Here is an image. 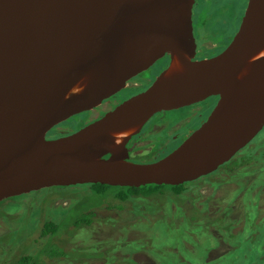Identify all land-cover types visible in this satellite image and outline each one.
Listing matches in <instances>:
<instances>
[{
	"label": "water",
	"instance_id": "1",
	"mask_svg": "<svg viewBox=\"0 0 264 264\" xmlns=\"http://www.w3.org/2000/svg\"><path fill=\"white\" fill-rule=\"evenodd\" d=\"M195 0H0V201L50 186L179 185L215 171L264 127V0H247L217 54L196 59ZM143 91L56 138L166 57ZM209 97L206 119L170 153L129 162L155 114Z\"/></svg>",
	"mask_w": 264,
	"mask_h": 264
},
{
	"label": "trees",
	"instance_id": "2",
	"mask_svg": "<svg viewBox=\"0 0 264 264\" xmlns=\"http://www.w3.org/2000/svg\"><path fill=\"white\" fill-rule=\"evenodd\" d=\"M207 19L210 18L204 17L201 26L208 22ZM223 21V18L219 20ZM200 31L202 38L217 41L203 27ZM160 65L166 67L165 60ZM142 128L132 136L141 133ZM263 131L264 128L250 141L253 146H247L215 171L179 185H58L2 199L0 225H4L7 230L0 235V264H74L82 260L84 264H89L88 258L98 257L107 259L108 262L104 264H138L131 258L116 260L112 255L106 256L109 250L114 251L123 243L119 239L115 245L100 250L102 247H97L98 242L92 237L94 233L90 232L95 229L96 222L117 225V229L120 226L126 232L125 237H132L135 229L145 233L144 237L138 238L135 248L127 243L125 252L152 249L151 253L156 258L168 253L171 247L156 248L155 235L158 232L160 235L177 237L184 250L187 249L182 240L195 244L196 248H203L204 259L196 261V264H264V211L261 212L257 200L250 202L251 191L256 188L255 193L261 194L260 188L264 185L260 174L250 180V176H247L255 174L260 163L264 165V139H258ZM203 185L212 186L214 190L221 185H234V198L240 194H243L241 198L245 197L244 204L237 210L240 214L233 217L235 211H231L229 204L212 213L210 205L213 196L200 200L199 188ZM107 194L110 197L106 204L94 205L93 198H102ZM80 197L92 200L82 203ZM164 206L165 210L159 213ZM123 210L132 215L114 218ZM240 217L242 221L239 223ZM143 225H156L157 231L152 229L147 233ZM211 226L223 234L225 242L231 247L220 257L208 260L207 252L215 246L211 243L214 238L210 234ZM177 255L179 253L175 257ZM162 261L160 264H188L185 258L179 261L171 259L165 263Z\"/></svg>",
	"mask_w": 264,
	"mask_h": 264
},
{
	"label": "rangeland",
	"instance_id": "3",
	"mask_svg": "<svg viewBox=\"0 0 264 264\" xmlns=\"http://www.w3.org/2000/svg\"><path fill=\"white\" fill-rule=\"evenodd\" d=\"M212 2H215V4H212ZM247 0H198L197 3L194 4L193 6V22H194V35L195 37L200 40L199 42V47L197 51V55L199 54L202 55V57L207 58L215 55L219 51H221L225 45L230 41V39L233 37L235 32L237 31L240 20L243 16V12L246 6ZM204 17H208L210 19H207L208 22L204 23L202 26V20ZM223 18V22H219L220 19ZM204 28L205 30L209 31L210 34L216 38L217 43H219L218 48H209L210 46H213V43L211 40L204 41L205 38H202L201 35V28ZM199 33V34H198ZM207 34V35H210ZM221 49V50H218ZM196 58V57H195ZM155 79V78H154ZM209 110V109H208ZM200 116H196L194 119H189V121L184 124L186 130L188 132L191 131V126L196 122V119H199ZM150 120V119H149ZM87 120H85L84 116H75L70 119H67L66 121L60 123L57 126L58 131H66L68 133L74 132L80 127L84 126L86 124ZM264 128V127H263ZM56 132H48L46 134L47 138L48 137H55ZM258 139H264V131L261 133L260 136H258ZM151 155V154H150ZM155 155H151L149 157V160H155L154 159ZM264 163V162H263ZM261 164V163H260ZM258 165V171L256 172V175H259L260 177L264 176V165ZM235 189L234 185H223L217 190H213L212 187L208 185H203L200 186L199 188V193L201 195V199H205L207 196L212 195V202L210 205L211 212L217 208H224L226 205L229 204L231 211L233 210V217L236 216V214H240V212L237 213V210H240L242 207L241 205L244 204V198L240 194L239 196L235 197L233 196V191ZM261 194H256L255 190L251 191V195L248 197V199L251 197V201H254L257 199L258 204L261 206V212L264 211V186H261ZM242 193V192H241ZM255 194V195H254ZM257 195V197H256ZM110 197V194H107L106 196L102 198L95 197L92 199H89L87 197H80L79 200L82 203H88L92 200V202L95 204H106L107 199ZM61 202L57 201L56 203ZM64 202V201H62ZM138 202V201H137ZM248 202V201H247ZM64 204V203H61ZM199 207V205H198ZM235 209V210H234ZM162 210H165V206L161 207V211L159 210V213L162 212ZM131 213H128L127 210H123L118 213V216L114 218H126V216H131ZM148 215V214H147ZM261 216V213H259ZM242 221V217L239 219V223ZM95 229L90 230V232L94 233L93 234V240L98 242L97 247H102L100 250H105L107 247H110L112 245H115L116 242L121 239L123 246L120 245V247L115 248L116 250L112 251L113 249L109 250L108 253H106V256L112 255L114 259L120 260V259H127L131 258L134 259L136 263L138 264H160L161 260L163 259L162 263L168 262L171 259H174V261H179L180 258H185L188 264H196V261L201 262V260L204 259L205 256V251L203 248H196L195 244H192L191 242H185L182 240L184 248L187 250H184L182 248V245L180 242H178L177 237L171 236L170 234L165 235L162 234L160 235L158 232H156L155 239H157V246L156 248L159 250L160 248H167L171 247L169 252L161 255L160 257H154L152 255V249L149 250H144L141 249V251H134L132 253L130 252H125L124 249L127 248V243H131L132 248H135L138 243V238H141L142 236H145V233L143 234L142 232L138 230H133V236L132 237H125L124 234L126 233L120 226L117 225L111 226V224L103 223V222H96L94 223ZM151 226L143 225V228L145 232L149 233L153 230L157 231V229ZM131 228V227H130ZM211 231L210 234L215 238L211 242L215 246L211 248L209 252H207V259L208 260H213L216 257H220L221 254L230 249V245L228 242H225V238L222 233L218 232L216 228L211 226ZM7 228L4 225H0V233L6 231ZM119 232L122 234L119 236ZM177 234V232H176ZM152 236V235H151ZM83 238V236H81ZM95 238V239H94ZM130 240V241H126ZM120 243V244H122ZM188 243V244H187ZM123 248V249H122ZM190 251V252H187ZM159 253V252H158ZM177 257H175V255ZM107 259L104 257H98V258H92V261L90 264H104L107 263ZM74 264H81V262H75ZM84 264V262H82Z\"/></svg>",
	"mask_w": 264,
	"mask_h": 264
},
{
	"label": "flooded vegetation",
	"instance_id": "4",
	"mask_svg": "<svg viewBox=\"0 0 264 264\" xmlns=\"http://www.w3.org/2000/svg\"><path fill=\"white\" fill-rule=\"evenodd\" d=\"M198 0H195V3H197ZM194 28V26H193ZM195 36V35H194ZM196 45H197V51L199 47L200 40L195 37ZM204 41H207L204 39ZM213 43V46H210L209 48H218L219 43L211 40ZM221 50V49H218ZM200 51V49H199ZM198 51V52H199ZM220 52V51H219ZM218 52V53H219ZM198 53H196L197 55ZM217 54V53H216ZM204 58L202 55L196 56V59ZM162 60H165L166 66L168 65V58L163 57L156 62H154L148 69L140 72L139 74L133 76L129 80L126 81L125 87L117 92L116 94H113L112 96L102 100V102L88 110L81 112L79 114L73 115L75 116H84L85 120H87L86 124L94 121L96 118L104 114L105 112L113 109L116 105L121 103L123 100L129 98L130 96L137 94L144 89H146L151 82L154 80V78L166 67H161L160 62ZM217 101L216 97H209L205 100L182 107L176 110L172 111H166L161 112L158 114H155L148 120V122L143 126L141 133L139 132L137 135L132 136L125 144V147L128 152V158L127 160L129 162L134 163H148V162H154L164 156H166L168 153H170L173 149H175L186 136H188L190 133H192L208 116V114L211 112L212 108L214 107L215 103ZM209 109V110H208ZM196 116H200L199 119H196V122L191 126V131L188 132L184 126L189 119H194ZM70 117V118H72ZM69 118V119H70ZM85 124V125H86ZM58 126V125H57ZM57 126H55L51 132H56V137L69 134L66 131H58ZM62 134V135H61ZM47 138V136H46ZM52 138V137H48ZM251 147L252 142H249L245 147H243L240 152L245 149L246 147ZM236 153V154H238ZM155 155L154 159L150 161L149 157L151 155ZM255 174L247 175L250 176V179L257 178L258 175ZM198 179V178H197ZM263 180L264 185V176L261 177ZM196 180V179H195ZM186 183V182H184ZM249 183V181H248ZM259 184V182H258ZM223 185H221L222 187ZM212 187V186H210ZM213 188V187H212ZM220 188V187H219ZM217 188V189H219ZM215 189V190H217ZM214 190V188H213ZM257 197V195H256ZM245 199V197H244ZM256 200H259L258 197ZM248 203V202H247ZM249 204V203H248ZM5 232V231H4ZM3 233V232H2ZM0 233V235L2 234ZM0 258H2L1 252H0ZM87 261L89 264L92 261V258H88ZM84 262L82 261H78Z\"/></svg>",
	"mask_w": 264,
	"mask_h": 264
}]
</instances>
